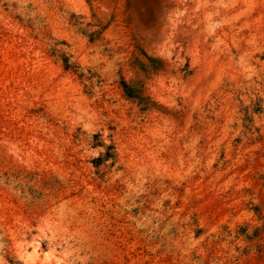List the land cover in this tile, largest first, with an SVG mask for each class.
<instances>
[{
    "label": "rangeland",
    "instance_id": "obj_1",
    "mask_svg": "<svg viewBox=\"0 0 264 264\" xmlns=\"http://www.w3.org/2000/svg\"><path fill=\"white\" fill-rule=\"evenodd\" d=\"M0 264H264V0H0Z\"/></svg>",
    "mask_w": 264,
    "mask_h": 264
},
{
    "label": "trees",
    "instance_id": "obj_2",
    "mask_svg": "<svg viewBox=\"0 0 264 264\" xmlns=\"http://www.w3.org/2000/svg\"><path fill=\"white\" fill-rule=\"evenodd\" d=\"M123 84H124V87L127 88L126 85H125V83H123Z\"/></svg>",
    "mask_w": 264,
    "mask_h": 264
}]
</instances>
